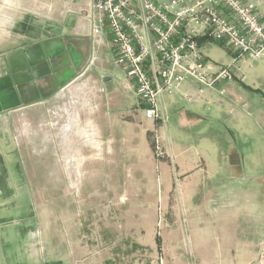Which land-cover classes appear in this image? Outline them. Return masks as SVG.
Returning a JSON list of instances; mask_svg holds the SVG:
<instances>
[{"label": "crops", "instance_id": "obj_1", "mask_svg": "<svg viewBox=\"0 0 264 264\" xmlns=\"http://www.w3.org/2000/svg\"><path fill=\"white\" fill-rule=\"evenodd\" d=\"M246 1L258 4L264 19V0ZM92 22L91 0H0V192L7 186L9 162L17 166L43 158L47 164L48 148L56 154L75 150L76 157L61 155L54 161L70 179L68 166L76 168L85 159L97 178L116 176L115 139L127 134L132 111L139 120L144 115L137 112L133 81L119 74L110 34L95 36ZM207 44L215 43H202V51ZM215 45L231 54L228 47ZM230 56L212 60L226 64ZM239 72L244 77L223 80L199 95L189 82L180 91L164 92L160 106L165 119L147 118L165 127L173 118L180 130L188 126L208 144V159L189 162L180 171L213 181L211 196H239L237 184L243 186V180L263 182L256 187L264 190V61H243ZM40 147L45 156L33 160L29 152ZM256 192L251 210L236 202L231 212L228 204L222 206L224 260L231 264H255L264 252V202ZM115 227H77L91 233L76 230L73 251L53 255L52 264H187L174 248L167 258L160 256L163 243L153 241L149 231L140 234V249L134 252L126 237L113 238ZM115 246H121L120 254Z\"/></svg>", "mask_w": 264, "mask_h": 264}, {"label": "rangeland", "instance_id": "obj_2", "mask_svg": "<svg viewBox=\"0 0 264 264\" xmlns=\"http://www.w3.org/2000/svg\"><path fill=\"white\" fill-rule=\"evenodd\" d=\"M203 52L217 61L231 55L215 44L205 45ZM137 112L143 113L139 108ZM131 115L127 134L115 139L116 176L111 178H97L85 159L76 168L68 166L74 176L70 179L54 164L61 155L76 157L75 150L66 152V148L58 149V154L48 148L47 164L40 160L45 156L43 147L29 152L33 160L40 158L36 163L14 166L9 162L7 186L0 192V264H52L53 255L73 251L77 232L91 233L88 228L76 229L86 224H113V238L126 237L134 252L140 249V234L149 231L153 241L163 243L159 254L164 258L174 248L187 264H231L224 260L222 206L228 204L231 212L236 202L251 210L252 193H260L264 202V190L256 187L263 182L243 180L244 187L237 184V190H242L239 196L220 192L211 196L213 181L208 177L197 180L194 173L180 171L189 162L208 159V144L198 141L190 127L180 130L173 118L167 119L165 127L161 122L147 123L144 114L140 120L135 111ZM122 142L126 144L119 149ZM115 247L114 252L120 254L121 246Z\"/></svg>", "mask_w": 264, "mask_h": 264}, {"label": "built area", "instance_id": "obj_3", "mask_svg": "<svg viewBox=\"0 0 264 264\" xmlns=\"http://www.w3.org/2000/svg\"><path fill=\"white\" fill-rule=\"evenodd\" d=\"M91 7L92 34H110L115 64L133 81L138 108L152 120L165 119L162 93L189 82L199 95L223 80L244 77L241 62L264 61V19L254 2L91 0ZM204 42L228 47L230 62L211 60L202 51ZM255 264H264V252Z\"/></svg>", "mask_w": 264, "mask_h": 264}]
</instances>
